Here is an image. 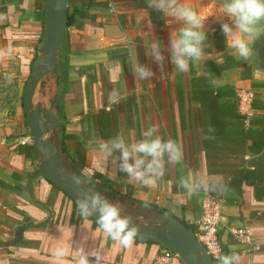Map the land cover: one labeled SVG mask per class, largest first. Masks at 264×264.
Returning a JSON list of instances; mask_svg holds the SVG:
<instances>
[{"label": "crops", "instance_id": "0c3cea01", "mask_svg": "<svg viewBox=\"0 0 264 264\" xmlns=\"http://www.w3.org/2000/svg\"><path fill=\"white\" fill-rule=\"evenodd\" d=\"M89 2L70 0V10L78 11L66 31L68 43L56 70L39 82L33 97L43 108L52 101L59 106L54 113L64 129H57L55 140L63 148L67 172L91 186L83 174L94 155L90 142L117 134L135 142L156 125L158 135L182 145L183 161L166 164L165 175L152 187L129 183L110 162L105 175L92 177L98 181L95 187L111 201L146 206L192 224L206 194L220 197L221 255L234 252L239 264H264V70L227 48L218 0H181L207 17L206 58L184 73L170 59L161 71L150 55L151 44L166 48L183 21L148 8L146 0H96L106 7ZM44 10L45 0H0V264H77L81 244L102 251L103 264H153L164 246L135 239L123 248L112 241L93 217L82 218L76 201L39 170L41 159L33 144L20 143L29 134L22 99L40 56ZM133 62L151 67L155 75L140 80ZM240 86L255 92L250 127H244L236 106ZM190 172L221 177L227 191L186 196L180 181ZM20 226L22 238L10 244ZM240 226L251 229L253 248L231 233ZM59 246L66 255L57 261L53 253ZM174 264L183 262L177 258Z\"/></svg>", "mask_w": 264, "mask_h": 264}, {"label": "clouds", "instance_id": "9594fccd", "mask_svg": "<svg viewBox=\"0 0 264 264\" xmlns=\"http://www.w3.org/2000/svg\"><path fill=\"white\" fill-rule=\"evenodd\" d=\"M147 6L157 12L171 15L183 21L178 34L169 37L167 47L159 42L150 46L151 60L164 70L166 61L181 73L188 72L190 65L205 59L207 34L205 22L207 17L194 8L181 3V0H146ZM222 17H227L223 20ZM218 18H221L222 32L226 37L227 48L249 62L254 55L253 44L264 33V0H224ZM165 52L168 56L166 57ZM133 72L140 80L151 79L155 73L151 67L133 62ZM119 94L113 92V98ZM158 128L153 125L142 133V139L130 142L123 135H115L109 139H96L90 142L94 155L89 168L83 170L88 177V188H84L77 198L78 212L83 217L96 215V223L100 230L112 241L123 248L131 247L139 234L138 227L129 215L122 214L123 206L109 200L102 193L95 191L92 177L96 173L105 175L111 162L116 172L126 174L129 183L144 187L154 186L165 175L166 164H179L184 159L182 145L173 139H165L158 135ZM109 179L116 181L115 176ZM73 180L81 183L78 177ZM180 187L186 196L201 192L225 193L227 184L215 175L190 172L180 181ZM178 204L184 200H177ZM86 242L87 238H83ZM77 264H103V254L99 250H86L83 244L77 247ZM57 261L66 255V249L59 246L54 250ZM219 264H239L240 257L236 253L217 256Z\"/></svg>", "mask_w": 264, "mask_h": 264}, {"label": "water", "instance_id": "95a60500", "mask_svg": "<svg viewBox=\"0 0 264 264\" xmlns=\"http://www.w3.org/2000/svg\"><path fill=\"white\" fill-rule=\"evenodd\" d=\"M69 6L70 0H45L44 36L39 48L40 56L32 64L31 75L24 89L23 109L28 132L33 138L35 154L41 159L39 170L77 203L81 191L90 186L81 180L77 184L64 165L63 148L58 147L55 140L60 122L54 108L59 106L56 101H52L48 108L33 102L39 82L56 70L58 56L66 39ZM94 190L102 193L96 187ZM104 196L110 200L109 196ZM138 212L142 215L150 214L152 217L145 222L132 220L139 229L136 238L171 249L183 264H216L206 247L182 220L146 206L139 207ZM92 217L96 220V215ZM23 230V226L18 228L17 239L10 244L20 241Z\"/></svg>", "mask_w": 264, "mask_h": 264}, {"label": "built area", "instance_id": "2783aa9c", "mask_svg": "<svg viewBox=\"0 0 264 264\" xmlns=\"http://www.w3.org/2000/svg\"><path fill=\"white\" fill-rule=\"evenodd\" d=\"M255 92L251 87L240 86L236 89V106L242 115L246 127L252 125L256 114L254 108ZM33 138L30 134L20 138L22 145L32 144ZM224 200L220 197L206 194L201 202L200 214L193 221L195 236L206 247L214 260L223 253L222 243L219 237V228L223 218ZM231 233L240 243H248L254 247L252 232L248 226H240L231 229ZM178 255L169 248L163 247L155 256L153 264H174Z\"/></svg>", "mask_w": 264, "mask_h": 264}, {"label": "rangeland", "instance_id": "374dc122", "mask_svg": "<svg viewBox=\"0 0 264 264\" xmlns=\"http://www.w3.org/2000/svg\"><path fill=\"white\" fill-rule=\"evenodd\" d=\"M224 0H218L217 2V7L220 10V8L223 5ZM227 17H224V20H227ZM254 48V55L252 56V59L256 64L264 70V33L260 35L259 38H257L253 44ZM124 215H129L133 221H146L143 217H135L133 215H130L127 211L123 209L122 212Z\"/></svg>", "mask_w": 264, "mask_h": 264}, {"label": "trees", "instance_id": "16d2710c", "mask_svg": "<svg viewBox=\"0 0 264 264\" xmlns=\"http://www.w3.org/2000/svg\"><path fill=\"white\" fill-rule=\"evenodd\" d=\"M89 5H96V6H103V7L107 6L104 2H96V0H90ZM77 11H78L77 8H74L73 10H70V6H69L68 26L74 21V15H75V13ZM43 17H44V13H43ZM67 43H68V38H67V34H66V39H65V43H64L63 47H65L67 45ZM22 106H23V99H22ZM242 119H243V117H242ZM243 123H244V120H243ZM244 127H245V124H244ZM59 129L63 130L64 129V125H61L59 127ZM31 148L34 150V146H31ZM95 222H96V220H95ZM184 223L187 225L188 228H190L193 232H195V228H194V225L192 223H187L185 221H184ZM136 239H138V238H136ZM222 248H223V246H222Z\"/></svg>", "mask_w": 264, "mask_h": 264}, {"label": "flooded vegetation", "instance_id": "af4514ba", "mask_svg": "<svg viewBox=\"0 0 264 264\" xmlns=\"http://www.w3.org/2000/svg\"><path fill=\"white\" fill-rule=\"evenodd\" d=\"M113 202H115V200L113 201ZM120 204H122L123 205V209L125 210V211H127L130 215H133V216H135V217H139V216H141V217H143L145 220H147L148 218H151L152 216L149 214H140L139 212H138V209H139V207H141V206H139V207H135V208H132V207H129V206H127V205H125L124 203H120Z\"/></svg>", "mask_w": 264, "mask_h": 264}]
</instances>
